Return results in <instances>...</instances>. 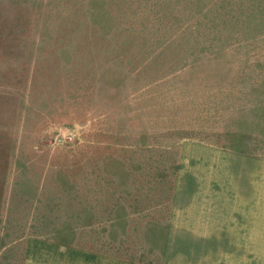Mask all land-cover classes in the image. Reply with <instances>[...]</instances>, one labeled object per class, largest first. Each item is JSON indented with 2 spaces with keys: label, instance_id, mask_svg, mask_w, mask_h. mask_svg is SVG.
<instances>
[{
  "label": "rangeland",
  "instance_id": "374dc122",
  "mask_svg": "<svg viewBox=\"0 0 264 264\" xmlns=\"http://www.w3.org/2000/svg\"><path fill=\"white\" fill-rule=\"evenodd\" d=\"M160 261L264 264V0H0V264Z\"/></svg>",
  "mask_w": 264,
  "mask_h": 264
},
{
  "label": "crops",
  "instance_id": "0c3cea01",
  "mask_svg": "<svg viewBox=\"0 0 264 264\" xmlns=\"http://www.w3.org/2000/svg\"><path fill=\"white\" fill-rule=\"evenodd\" d=\"M234 156H242V154L240 153H234ZM243 157H246L245 155ZM247 158V157H246ZM249 159H251V161H260V158L259 157H256V156H249ZM233 160H236V159H233ZM261 164H259L258 166H260ZM187 168H193V169H190L189 171H194L195 173L196 172H206L207 173V183L209 184V187H211L213 189V192L215 193H219L218 191L222 192V193H228L230 192L237 184H238V181L239 179L238 178H234V179H228V174L230 175L232 172H234V170L232 169H228L227 168L229 166L227 165H224V164H213V163H209L208 165H188L186 166ZM231 167L233 168H237L238 167V164L237 163H234L233 165H231ZM195 168H203L202 170L201 169H195ZM242 180V179H240ZM225 196L221 197V198H216V199H206V203L207 204H220L222 203V206L224 208L227 209V212L226 214H229V213H239V205L238 203H240L239 199H236L234 201H231L229 200L227 197L225 198ZM223 200V201H222ZM222 201V202H221ZM232 203L234 204L232 207H229V204ZM210 216L208 218H204V219H210L213 217V214L212 213H209ZM200 215V216H199ZM227 216V215H226ZM199 217V218H198ZM168 226L167 228H165L164 230V235L165 236H173L174 234L176 235H187V234H190L192 236H198V235H208L206 233H198L199 230H201L202 228V216H201V213L200 212H197V213H191V212H182L181 214H178L177 211H174V210H171V212L169 213V216H168ZM203 219V220H204ZM228 219V218H227ZM240 219L245 221V220H248V219H255L257 221V223H261V213H254V214H251V215H244V211H242V214L240 215ZM250 221V220H249ZM195 225V227H191L190 225L193 224ZM172 226V227H171ZM225 230L228 229L229 230V227L228 226H225L224 227ZM224 228H223V232L221 234H226V231L224 232ZM235 229H238L240 230V228H243L242 231H237V233L240 235V234H243L244 233V223H242L241 225H238L234 227ZM203 230H206L208 232L209 229H205V228H202ZM213 233V232H211ZM196 245V244H194ZM90 256H93L92 254H89ZM84 259V257L82 258ZM90 259V258H88ZM85 260V259H84ZM168 261H173V262H176L177 259H176V254H172L171 255V258L168 260ZM165 262V261H164ZM164 262L161 263V261L158 263V264H165Z\"/></svg>",
  "mask_w": 264,
  "mask_h": 264
}]
</instances>
